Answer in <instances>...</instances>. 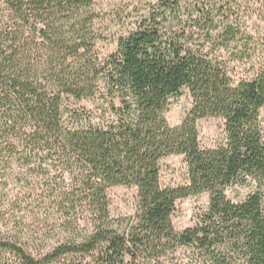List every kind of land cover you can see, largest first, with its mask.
<instances>
[{
	"label": "trees",
	"instance_id": "trees-1",
	"mask_svg": "<svg viewBox=\"0 0 264 264\" xmlns=\"http://www.w3.org/2000/svg\"><path fill=\"white\" fill-rule=\"evenodd\" d=\"M96 1L0 0V175L18 169L63 236L35 255L0 233V264H264V36L243 27L242 0H158L132 17L114 13L124 29L105 58ZM185 89L192 108L172 127L170 100ZM99 95L112 116L105 126L70 103ZM207 118L223 119L226 134L210 150L198 131ZM171 156H184L187 185H162ZM248 182L255 192L228 198ZM115 187L138 192L119 229ZM205 193L208 210L177 231V202ZM40 228L33 240L52 238ZM180 249L188 262L172 258Z\"/></svg>",
	"mask_w": 264,
	"mask_h": 264
},
{
	"label": "rangeland",
	"instance_id": "rangeland-1",
	"mask_svg": "<svg viewBox=\"0 0 264 264\" xmlns=\"http://www.w3.org/2000/svg\"><path fill=\"white\" fill-rule=\"evenodd\" d=\"M157 1L97 0L93 9L103 15L104 20L98 26L106 32V38L97 45L100 56L105 58L116 50V37L124 29L117 21H110L114 13L118 12L125 14V17H132V15H136L133 13L135 9ZM1 5L0 3V7H2ZM240 7L242 14H245L243 27L249 33L264 36V0H242ZM130 21L125 23V28L130 25ZM70 103L75 108L85 109L90 113L93 125L105 126L112 119L107 110L108 103L100 95L94 99H85L81 102L71 101ZM192 104V97L186 89L183 90V95L180 98L170 100L169 110L166 114L168 123L172 127L180 125L192 108ZM261 125L264 131V109L261 112ZM198 131L203 149H215L225 143V125L221 118L200 120ZM19 173L20 171L17 169L14 172L3 171L0 175V233L25 242L35 255L47 253L57 245V239L63 240V236L58 230L57 218L53 214L46 215L45 209L35 204L34 199L27 194L28 191L24 185L17 180ZM37 181L40 180L37 179ZM161 182L164 187H179L189 183L188 166L184 156H171L162 160ZM256 190V184L248 182L245 185H232L226 193L233 202H241ZM137 195L136 188L115 187L108 191L111 219L117 229L122 224L126 226V222L123 221L129 220L135 215ZM209 202L210 196L207 193L179 200L172 217L175 229L182 232L195 226L200 216L208 210ZM39 228L41 233H50L48 236L52 238L42 242L33 240L32 236L35 239L42 236L33 233L38 232ZM50 228L51 230H49ZM120 230H123V226ZM188 254L184 249H180L172 258L188 262Z\"/></svg>",
	"mask_w": 264,
	"mask_h": 264
}]
</instances>
